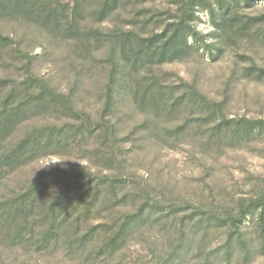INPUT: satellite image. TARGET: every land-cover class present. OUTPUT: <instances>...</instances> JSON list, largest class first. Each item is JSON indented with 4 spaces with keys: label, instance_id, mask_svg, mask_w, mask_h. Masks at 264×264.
Returning <instances> with one entry per match:
<instances>
[{
    "label": "trees",
    "instance_id": "trees-1",
    "mask_svg": "<svg viewBox=\"0 0 264 264\" xmlns=\"http://www.w3.org/2000/svg\"><path fill=\"white\" fill-rule=\"evenodd\" d=\"M161 1L0 0V20L45 36L35 55L34 39L22 47L25 38L0 32V264H24L6 262L10 251L48 264L55 255L59 264H250L264 256V178L246 199L187 201L156 194L127 171L133 148L187 144L217 159L264 142V119L228 115L229 94L212 100L196 80L174 83V74L158 72L264 42V14L243 11L261 0ZM200 12L213 27L207 35L197 31ZM59 46L70 48L67 71L37 75V64L57 65L50 58ZM243 74L263 81L264 66ZM64 154L88 167L29 175L36 162ZM217 232L224 240L214 245ZM145 245L147 255L138 250Z\"/></svg>",
    "mask_w": 264,
    "mask_h": 264
},
{
    "label": "rangeland",
    "instance_id": "rangeland-1",
    "mask_svg": "<svg viewBox=\"0 0 264 264\" xmlns=\"http://www.w3.org/2000/svg\"><path fill=\"white\" fill-rule=\"evenodd\" d=\"M165 4L163 0L156 5L161 8ZM243 11L248 15H263L264 0L258 1L252 8H244ZM197 16L198 20L195 23L197 31L202 35L209 34L213 27L208 12H200ZM0 32L18 41H21L20 38H25L26 40L22 39V47L28 45L27 41L34 39L29 51L35 55L43 54V49L37 48V45L43 43L45 36L36 27H30L22 21L0 20ZM225 48V53L217 60L202 52L191 61L166 64L160 67L158 72L174 74L171 77L174 83H179L180 79L196 80L202 92L212 100L221 101L226 94H229L226 111L231 117L264 119V80L256 81L243 74L246 68L253 65L264 66V42L254 43L252 38L245 50L239 46H225ZM69 50L70 48L65 46L56 48L50 59L57 57L55 61L57 65L52 64L54 62L39 63L35 68L36 74L47 76L51 72L59 73L63 68V72H66L68 67L65 61ZM245 51L249 57L242 58L240 55ZM59 58L63 63L59 64ZM3 73V69L0 68V76H3ZM13 73L15 72H9L10 75ZM66 85L67 83L64 82V89ZM97 101V97L91 99V107L95 113L100 108ZM135 120L140 122L142 119L138 116ZM174 124L169 123L168 126ZM214 156L210 155L211 158ZM210 157L204 159L199 149L187 144L174 150L156 144L143 149L133 148V152L129 154L127 171L134 173L138 180L149 185L153 192L157 191L156 194L161 195L163 192L173 200L187 198L185 199L187 201L235 202L253 196V185L264 178V142L256 144L249 151H228L223 157L217 159ZM51 167L79 169L88 167V163L76 155H55L36 162L27 171L29 175L35 176L41 170ZM246 224L249 225L248 222ZM223 240L224 234L221 232L211 237L214 245H219ZM140 249L147 255L146 245L138 250ZM133 253L135 252H132V256L137 258V254ZM4 257L6 262L9 258L18 262L24 261V264L49 262L47 257L25 256L23 252L10 251ZM60 258L61 255H55L51 260L53 259L54 264H59L56 261ZM232 264L238 263L233 261ZM250 264H264V256H257Z\"/></svg>",
    "mask_w": 264,
    "mask_h": 264
}]
</instances>
